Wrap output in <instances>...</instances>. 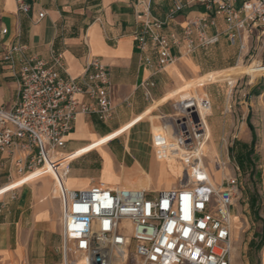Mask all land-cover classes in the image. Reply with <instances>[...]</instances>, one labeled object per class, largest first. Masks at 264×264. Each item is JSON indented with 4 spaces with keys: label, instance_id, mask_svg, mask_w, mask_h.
I'll return each instance as SVG.
<instances>
[{
    "label": "built area",
    "instance_id": "obj_1",
    "mask_svg": "<svg viewBox=\"0 0 264 264\" xmlns=\"http://www.w3.org/2000/svg\"><path fill=\"white\" fill-rule=\"evenodd\" d=\"M160 20L151 15L149 3L137 14L141 25L135 47L154 73L198 50L219 42L217 20L224 34L239 50L244 37L264 35V0H170ZM19 11L27 4L18 0ZM199 8V17L177 21ZM39 18L43 14H38ZM169 29V30H168ZM257 30H262L256 33ZM6 34V29L0 31ZM172 50L175 55H172ZM0 69L16 80V99L10 109L0 107V189L27 173L68 175L69 161L60 151L79 114H95L101 121L113 113V90L107 67L90 59L79 78L65 73L60 56L49 61L26 53L18 42L0 44ZM61 72L64 76L61 75ZM155 83H141L150 98ZM210 101L193 96L172 104L164 134L152 141L161 160L175 158L185 182L177 189L151 192L125 190L111 185L64 189L61 200V240L64 264H231L234 208L240 195L238 168L212 182L203 165L209 139L206 112ZM219 160L215 168H225ZM2 175H4L2 177ZM16 189L3 194L15 198ZM4 203L0 200V213ZM72 258L73 262H69Z\"/></svg>",
    "mask_w": 264,
    "mask_h": 264
},
{
    "label": "crops",
    "instance_id": "obj_2",
    "mask_svg": "<svg viewBox=\"0 0 264 264\" xmlns=\"http://www.w3.org/2000/svg\"><path fill=\"white\" fill-rule=\"evenodd\" d=\"M20 2L29 6L27 14L19 11L18 0H0V31L6 29L5 35L0 33V44L18 42L26 48L28 55L45 61H49L51 56H60L65 73L71 78L83 75L87 62L92 58H99L109 73L114 98L111 118L101 121L95 114H79L72 131L66 137L64 148L60 151L71 159L66 177L68 189L81 190L98 182L144 189L142 178L133 174L152 173L164 163L155 161L151 150L145 144L142 145L144 150L141 152L142 149L140 150L139 143L136 142L138 137L140 139L145 136L148 141L150 135L153 141L162 135L154 127V121L160 117L141 115L150 101L140 85L147 79L155 83L150 90V99L153 102L168 87V83L165 82V73H154L153 67L145 65L144 58L149 56L153 59L152 53H141L135 47V36L141 30L137 14L142 9L141 3H149L151 15L162 20L171 6V1ZM40 13L43 14L42 18L38 17ZM201 13V9L194 8L179 16L177 21H184L185 17L193 19ZM217 27L221 32V42V37H225L222 19L217 20ZM229 44L234 47L236 43ZM175 54L172 50V55ZM180 61L182 59L177 58L175 62L179 63L181 72L188 71L191 74L193 70ZM61 75L64 76L62 72ZM205 76L209 82L210 74ZM207 85L210 84H200L194 92L197 95L208 94L204 98L211 103L210 124L217 125L221 131L225 126L233 128L235 117L228 115L225 107H220L219 96H211L204 90ZM168 93L170 90H165L164 95L167 96ZM15 99L16 80L0 69V107L10 109ZM165 102L166 98H160L155 105ZM236 104L242 108V101ZM144 119L148 120L150 127L137 124ZM129 128V138L126 140L124 131ZM217 130L214 127V133ZM243 139H248L245 131ZM219 151L222 156L223 150ZM103 173L107 176H113L114 173L113 180H103ZM10 187L6 184L2 188ZM7 190L2 189L0 192ZM38 192L42 195L45 191ZM38 198L34 194L30 196L28 193L16 191L14 199L10 198V194H5L2 199L4 206L0 213V264H60V204L56 200L45 202ZM49 199L52 200L50 197Z\"/></svg>",
    "mask_w": 264,
    "mask_h": 264
},
{
    "label": "rangeland",
    "instance_id": "obj_3",
    "mask_svg": "<svg viewBox=\"0 0 264 264\" xmlns=\"http://www.w3.org/2000/svg\"><path fill=\"white\" fill-rule=\"evenodd\" d=\"M261 31L257 30L256 33ZM244 39L246 49L241 52L238 42L233 47L230 46L226 37H221V42L218 44L189 55H183L181 57L183 60L180 62L186 63L193 72L191 74L188 71L181 72L178 62L167 71H162L161 74L165 73V82L168 83L165 90H170V93L165 96V90L162 91L153 102L149 98L150 104L141 115L160 117L154 121L156 124L154 127H156L157 132L163 135L166 118H169L163 119V116L172 114V104L190 96L204 98L208 94L197 95L194 91L200 84H210L204 90L211 96H219L220 107H225V112L235 117V126L233 128L225 126L224 130L221 131L217 125L212 126L210 124L211 107L208 110L210 112H206L205 120L208 126L209 139L204 147L202 159L206 172L215 184L220 183L223 175L232 174L234 168H238L240 195L234 208L233 247L235 257L232 264H264V35L258 39L251 36L248 40L245 35ZM207 74H210L209 82L206 81L207 76L205 75ZM231 83H233V87H231ZM159 97L166 98V102L156 106L155 102L160 99ZM170 97L173 99L170 100ZM240 101H242V108L236 104ZM137 124L139 126L145 124L150 127L147 119ZM214 127L218 129L216 133H214ZM240 128H244V130ZM129 130L130 128L124 131L126 140L129 138ZM242 130L248 135L247 141L243 139ZM146 141L145 136L140 139L138 137L136 142L139 143L140 150L145 144L151 150L153 159L158 162L163 161L164 164L156 167L152 173L140 172L133 174V176L142 178V188L152 193L177 189L181 183L186 181L180 162L172 157L165 161L157 159L150 135ZM219 150H223L222 156ZM208 152L212 153V160L205 159V154ZM67 156L65 155L64 160L68 159L67 161L70 162L71 159ZM218 160L225 163V168L222 169L221 167L219 170L215 168V163ZM158 173L165 176L164 179L169 181L167 184H170V181L173 184H166L165 187H162L159 184L161 180L158 178ZM112 175L107 176L103 173V180L112 181L115 174L112 173ZM16 178L18 176L14 179ZM65 182L67 185V180ZM98 184L104 183L98 182L94 185ZM13 185L17 186L18 182ZM40 190H44V194H38ZM16 191L28 193L30 196L34 194L35 197L38 196V199L45 202L56 200L61 208L60 191L50 173L29 177L26 184H23ZM4 192L6 191L0 192V200L5 198ZM60 241V264H64L62 240ZM68 261L71 263L74 260L68 258ZM74 263L79 264L77 261Z\"/></svg>",
    "mask_w": 264,
    "mask_h": 264
},
{
    "label": "bare ground",
    "instance_id": "obj_4",
    "mask_svg": "<svg viewBox=\"0 0 264 264\" xmlns=\"http://www.w3.org/2000/svg\"><path fill=\"white\" fill-rule=\"evenodd\" d=\"M181 59H182V58H181ZM182 60H183V59H182ZM175 64H176V62H173L172 64L166 66V67H165V71H167L168 69L172 68ZM231 84H232L231 87H233V83H231ZM159 158H160V157H159ZM205 159H207V160H212V159H213V157H212V153H211V152H208L207 154H205ZM159 167H160V166H159ZM223 168H224V167H222V169H223ZM161 170H162V169H161ZM162 172H163V171H162ZM47 173H50V172H47ZM158 174H159L158 178L161 180V181L159 182V184H161L162 187H165L166 184L169 183V181H167L166 179H164L165 176H162L160 173H158ZM36 175H40V174L27 173V174H25V175H23V176H21V177H18V178H16V179H14L13 181L9 182L8 184H9V186H11V187H10L11 189H18V188L21 187V185H23V184L26 183V181H27V179H28L29 177L36 176ZM50 175L53 177V179H54V181H55V184L57 185V187H58L60 193L63 192L64 189H68V187H67V185H66V182H65L66 179H65L64 181H61V179H60L56 174H54V173L51 174V173H50ZM163 180H166V181L164 182ZM17 182H18V185H17V186H14L13 184H14V183H17ZM157 184H158V183H157ZM171 184H173L172 181H170V184H167V185H171ZM19 185H20V186H19ZM161 185H160V187H161ZM18 186H19V187H18ZM117 187H119V186H117ZM10 188H1L0 190H2V189H8V190H11ZM120 188L125 189V190H134V191H142V190H146V189H133V188H127V187H120ZM234 257H235V249H234V247H233L232 252H231V258H230V259H231V264L233 263V259H234ZM77 263H79V264H83L82 261H80V260H77ZM73 264H75V263H73Z\"/></svg>",
    "mask_w": 264,
    "mask_h": 264
}]
</instances>
